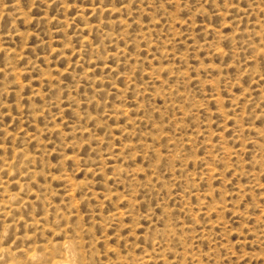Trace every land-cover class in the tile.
I'll use <instances>...</instances> for the list:
<instances>
[{"label":"rangeland","instance_id":"rangeland-1","mask_svg":"<svg viewBox=\"0 0 264 264\" xmlns=\"http://www.w3.org/2000/svg\"><path fill=\"white\" fill-rule=\"evenodd\" d=\"M264 264V0H0V264Z\"/></svg>","mask_w":264,"mask_h":264},{"label":"bare ground","instance_id":"bare-ground-1","mask_svg":"<svg viewBox=\"0 0 264 264\" xmlns=\"http://www.w3.org/2000/svg\"><path fill=\"white\" fill-rule=\"evenodd\" d=\"M61 264V263H60Z\"/></svg>","mask_w":264,"mask_h":264}]
</instances>
